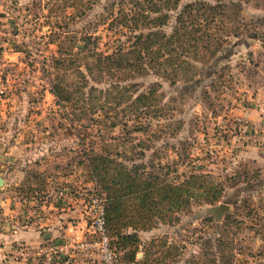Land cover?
<instances>
[{"label":"rangeland","instance_id":"rangeland-1","mask_svg":"<svg viewBox=\"0 0 264 264\" xmlns=\"http://www.w3.org/2000/svg\"><path fill=\"white\" fill-rule=\"evenodd\" d=\"M117 1L0 3V191L13 198L20 214L28 209L38 216L33 225L63 215L66 227L78 219L71 210L89 225L90 200L98 196L104 203L88 168L79 163L90 149L128 167L141 164L175 184L190 173L208 174L222 188L217 201L192 203L175 212L172 222L156 220L137 231L141 243L165 236L183 246L175 264H184L191 254L203 259L228 230L234 264H264V0H233L238 6L230 10L232 21H245L251 32L230 38L221 56L198 64L194 82L176 85L153 74L131 81L88 75L86 51L76 48L88 35V48L97 52L127 42L125 28L109 25ZM57 75L81 87L84 96L57 103L49 91ZM154 81L161 84L155 98L161 111L145 114L134 106L132 111L133 97ZM90 86L95 91L89 97ZM47 194L53 196L45 200ZM107 237L120 264L108 230Z\"/></svg>","mask_w":264,"mask_h":264},{"label":"trees","instance_id":"trees-1","mask_svg":"<svg viewBox=\"0 0 264 264\" xmlns=\"http://www.w3.org/2000/svg\"><path fill=\"white\" fill-rule=\"evenodd\" d=\"M213 1L195 0L180 6V0H118L109 25L125 28L127 42L119 43L109 53L97 52L93 47L88 48L91 40L88 35L87 42L76 46L79 51H86L88 75L96 78V72L99 78L108 76L116 81H131L153 74L172 85L194 82L198 64L221 56L230 38H239L243 31L251 32L245 21L238 25L231 19L230 10L238 6L237 2ZM235 15L237 17L238 13ZM171 20L172 27L166 32ZM63 80L64 76L57 75L56 82L49 88L57 103H73L74 95L84 96L81 87H72L62 83ZM135 84L131 83L130 87L135 88ZM110 87L119 88L112 84ZM160 87L159 82H151L147 89L133 97L129 103L131 110L134 106L136 112L144 110L147 114L155 110L159 113L161 109L155 108L159 100L155 98ZM94 91L90 86L89 97ZM109 93L111 91L107 90ZM84 155L79 163L85 164L91 180L104 194L105 225L113 237L115 250L120 253V264L177 263L184 253L183 246L168 241L165 236L141 243L137 231L152 228L158 219L172 222L175 212L189 208L192 203L212 205L222 192L220 184L213 183L208 174L190 173L175 184L147 173L141 164L128 167L92 149ZM125 228L131 231H123ZM226 235L228 230L217 238L215 249L211 245L207 247L203 259L191 254L184 264H234L233 245L225 240ZM139 252L141 257H137Z\"/></svg>","mask_w":264,"mask_h":264},{"label":"built area","instance_id":"built-area-1","mask_svg":"<svg viewBox=\"0 0 264 264\" xmlns=\"http://www.w3.org/2000/svg\"><path fill=\"white\" fill-rule=\"evenodd\" d=\"M3 2L5 0H0V3ZM52 196L47 194L42 197L46 200ZM90 201L87 213L90 238L55 237L37 244L19 242L11 245L7 254L13 261L22 264H93L94 257L99 261L102 258L104 264H115L117 257L107 237L103 200L96 196ZM37 217L28 209L21 214L25 224H31Z\"/></svg>","mask_w":264,"mask_h":264},{"label":"crops","instance_id":"crops-1","mask_svg":"<svg viewBox=\"0 0 264 264\" xmlns=\"http://www.w3.org/2000/svg\"><path fill=\"white\" fill-rule=\"evenodd\" d=\"M12 200L13 198L9 194H4V192L0 191V264H22L13 261L7 254L11 245L15 243L37 244L43 240L58 236L81 238L85 237L87 231H89L87 221L84 220L82 214L77 209L71 210V216H76L78 219L66 222V227L62 225L63 221L61 219L63 215H59L58 219H47L41 222L40 226L33 225L32 223L25 224L21 219L18 204L12 202ZM43 226H47V228L41 229ZM93 262V264H99L98 261Z\"/></svg>","mask_w":264,"mask_h":264},{"label":"water","instance_id":"water-1","mask_svg":"<svg viewBox=\"0 0 264 264\" xmlns=\"http://www.w3.org/2000/svg\"><path fill=\"white\" fill-rule=\"evenodd\" d=\"M2 182H3V180L0 178V186H1ZM220 209L223 210L224 209V205L221 206Z\"/></svg>","mask_w":264,"mask_h":264}]
</instances>
